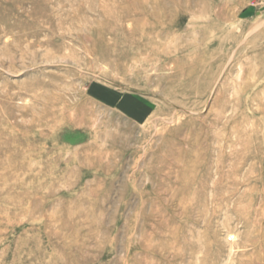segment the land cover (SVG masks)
<instances>
[{
    "label": "rangeland",
    "instance_id": "374dc122",
    "mask_svg": "<svg viewBox=\"0 0 264 264\" xmlns=\"http://www.w3.org/2000/svg\"><path fill=\"white\" fill-rule=\"evenodd\" d=\"M0 264H264V0H0Z\"/></svg>",
    "mask_w": 264,
    "mask_h": 264
}]
</instances>
